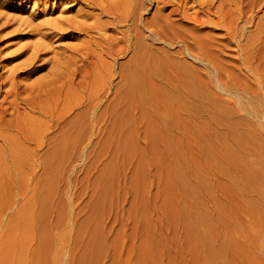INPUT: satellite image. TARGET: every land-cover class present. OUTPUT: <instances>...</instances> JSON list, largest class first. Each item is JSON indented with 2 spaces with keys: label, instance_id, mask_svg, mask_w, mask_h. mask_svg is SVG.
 Masks as SVG:
<instances>
[{
  "label": "rangeland",
  "instance_id": "374dc122",
  "mask_svg": "<svg viewBox=\"0 0 264 264\" xmlns=\"http://www.w3.org/2000/svg\"><path fill=\"white\" fill-rule=\"evenodd\" d=\"M43 1L0 0V22L2 21L0 34L4 35L0 37V74L18 61L26 60L27 54L31 52L28 46L31 47L39 41L38 31L36 30V34L33 29H37L39 22L40 25L42 21V24L44 22L47 24V21H51L58 15L56 12L49 11V8L51 6L61 7L63 3L66 7V3L68 4V1L72 0H46V3ZM261 2L258 4L259 7L256 6L252 8L251 12L246 13L248 17L252 13V17H250L252 21L246 31L249 30L247 33L253 34L255 38L253 36L252 38L246 37L241 40L244 44L240 41L239 45L242 44L240 46L244 48L243 53L240 50L241 47L231 43L227 50L218 52V54L216 48V50L213 48L215 51L212 50L214 44L210 43L207 36H203L199 40L203 41V46L213 44L212 47H208L210 50L207 48V52L209 57L212 56L210 58L214 59V62L216 60L222 65L226 60L225 62L230 66V70H228L229 66L224 62L222 68L226 70V75L230 73L227 83L229 90L232 91L231 95L221 92L219 95L222 96L221 98L225 96L224 99H234L235 106L239 107V113L232 115L231 120L233 119V121L229 119L230 121H226V123L234 124V126L231 125L232 130L233 128L239 131L249 130L248 132L251 134L241 137L242 139L239 138L238 141L226 138L228 143L232 142L234 145L231 143V146L226 145L225 147L223 146L224 143H227L225 138L223 143L222 137L220 140L219 137L218 139L215 137L218 141L222 140L220 145L215 138L209 137V133L208 136L204 134L209 132L208 130L200 128L204 122H207V117L201 116L197 122L192 120L190 121L192 123L189 121L185 123V120L177 116L174 118L175 111L163 110L164 106L161 104L155 108L151 107V109L150 107L145 110L137 109L138 121L134 123L136 125H124L118 140L117 138H115L116 140L111 139L99 131L109 130L110 123L104 115L96 122L94 116L97 111L93 108H90L91 110L89 109L88 112L85 110L87 112V114L83 113L85 116L82 114L86 119L85 125L79 120L81 117H77L78 121L83 123V126L78 125V128L81 126L83 130L80 128L76 129L79 131L73 132V127H77L75 121V126L70 128L73 133V135L69 134L70 136L68 135L69 130L60 129L61 127L56 129L57 126L50 127L52 130L44 133V127L48 124L49 118L37 114L36 123H40L35 125V119L32 121L29 116L27 123L33 122L31 131L34 130L33 132L37 136L35 139L37 153L35 151L34 154L36 157H33L31 152L29 153L32 150L30 148L35 146L34 142L26 141L25 146L22 144L24 150L21 147L23 151L21 149L19 151V154L22 152L21 156L18 155L19 161L15 162L17 163L15 167L17 172L14 171L15 168L5 167L6 164L0 161V165L3 167L0 166V173H3L0 174L2 177L0 179V264H264V218H262L264 217V200H262L264 199L262 197L264 195V183H262L264 182V152H262L264 151L262 149L264 148L262 145L264 144V123H262L264 122L262 121L264 120V111H260L264 110V104H262L264 103V84H262L264 76L260 79L261 82H257L253 74H249L245 70L238 71L236 68L238 65L237 56H241L247 51V46L245 48L244 45L248 44L247 42H254V39L259 36L264 37V19H262L264 18V1ZM71 3H73V8L70 6L69 14L74 13L77 7H85L83 4H74L75 0ZM152 7L142 17L150 16ZM190 10L192 11V9ZM167 11L168 8L165 12ZM3 15L4 18H2ZM11 18L15 20L12 21ZM175 18L178 21V16ZM104 19L106 18L102 17V20ZM30 24H34L32 30H30L32 27ZM45 25L40 27L44 30ZM208 28L205 27L207 32L210 31L218 35L220 32V35L223 33L221 28L217 30ZM203 29L201 28L202 33L206 31ZM258 31L260 35H258ZM80 37L64 39L60 41L62 44L50 37H47L46 41L51 40V45L53 43L51 47L56 49L58 46L75 44L82 39ZM248 38H250L249 41ZM216 40L219 41L218 38ZM172 44L174 45L171 47L164 46V49L170 50L168 52V55H172V58L168 56L170 61L179 58L177 61L181 60L191 66H197L194 64L198 62L192 58L175 54L177 52L175 49L182 47L178 46L180 43L172 42ZM24 49H28L27 53L23 51ZM21 51L25 53L14 60L11 59ZM14 53L15 55H13ZM173 54H175L174 57ZM46 55L49 56L51 53L47 52ZM127 55L119 57L118 62L125 63ZM261 55L264 56V54ZM254 59L258 58H253V67L256 64ZM4 64L6 68L3 69ZM35 65H37V61H35ZM49 66L51 64L31 75L27 81H34L36 78L44 76ZM198 67L202 68V64L198 63ZM165 70H167L166 66ZM227 71H229L228 74ZM236 71L238 72L236 73ZM19 76L25 77L26 75L23 73ZM240 76H244V79ZM115 80L118 81V78ZM252 90L253 92L250 93ZM254 94L257 98L252 97ZM248 95L251 96V99ZM159 108L163 110L162 113ZM81 109L82 107H76L71 115L73 116L75 111H81ZM7 113H10L9 109ZM257 113L260 114V117H256ZM160 114L166 115L165 118L168 119H163ZM7 116L9 117L8 114L5 117L7 118ZM141 117L144 119L142 120ZM251 121L254 123H250ZM107 130L106 132H108ZM201 131L204 133L202 134ZM74 133H78L79 136ZM235 142L240 145L236 148L237 151ZM217 144L219 148L216 147ZM220 146L223 148L221 149ZM215 148L219 151H215ZM215 152L218 154L216 155ZM244 152L245 156H243ZM225 154L228 159L224 156ZM34 161L37 162L35 167L32 165ZM6 168L10 171L5 170ZM243 169H245L244 172ZM4 170L8 171V175L4 173ZM31 172L32 174H30ZM251 179H255L254 182ZM252 202L253 205L250 204ZM193 219L195 220L192 221Z\"/></svg>",
  "mask_w": 264,
  "mask_h": 264
},
{
  "label": "bare ground",
  "instance_id": "6f19581e",
  "mask_svg": "<svg viewBox=\"0 0 264 264\" xmlns=\"http://www.w3.org/2000/svg\"><path fill=\"white\" fill-rule=\"evenodd\" d=\"M59 1H61V0H59ZM261 1H264V0H247V1L246 0H75L74 4H83L85 7H81V8L77 7L76 11L72 14H69V13H70V9H71L70 6L73 5V3H71V2H74V0L68 1L69 3L68 4L66 3V7H64L65 6L64 3H63V5L61 4L62 5L61 7L60 6H56V7L51 6V8H49L50 9L49 11L56 12L58 15H56L54 18H52L51 21H47V24H46V22H44V24H42L43 23V21H42L41 25H40V22H39L38 27L35 25L37 27V29H33V27H34L33 25L35 23L33 25L30 24L32 26L30 28V30L33 29L35 31L34 33H36V30L38 31L37 33L39 34L38 35L39 41L36 42L37 44L34 43L31 47L28 46V49L31 50V52L29 51L30 54H27V56L29 55V57L27 58V56H26V58H25L26 60H24V62L18 61L16 64H13L11 67H9L7 70H5L4 73L0 74V161H3L1 163L6 164L7 166L5 165V167H10V168L12 167L14 169L16 167V164H17L15 162L19 161L18 155H20L22 153V152H20V154H19V151H20L21 147L25 144L26 141L34 142V144H35V146L33 148H30L32 150L29 151V153L31 152V154H33V155L35 154V151L37 153V143L35 140V139H37L36 138L37 136H36V133L33 132L34 130L31 131V129H33L32 128L33 122L27 123V121H28L27 118L30 116L29 118H31L32 121L35 119V122H34L35 125L39 124L40 122L36 123L37 114L39 116L49 118L48 124L46 125V127H44L45 128L44 129L45 132L43 131L44 133L48 132L51 129L50 127L53 126L55 128V126H57L58 128H56V129H59L61 127L60 129L69 130L68 132H70V133L66 132V133H68V135L69 134L73 135L72 131H70V128H72L73 126L76 125L77 126L76 128L73 127V132L79 131L76 129L82 128L81 126H83L82 124L86 120L82 116V114L83 113L85 114L86 111L88 112V110L90 108H93L94 110L97 111V114L94 116L95 117L94 119L96 122H97V119L99 120L104 115L107 117V119L109 120V123H110L109 130L105 129V132H104V130L102 129L99 131H102L104 133L103 135H106L107 137H111V139L114 138V140H116L115 138H117V140H118V138L121 135V128L123 129L124 125L133 126L134 123L136 121H138L137 120L138 117L136 116V115H138L136 112L137 109L145 110L148 107H150V109H151V107L155 108L161 104V106L162 105L164 106L163 107L164 109L159 106L160 108H162L163 110L175 111L176 115L174 118L178 117L182 120H185V123L187 121H189V123H192V122H190L192 120H196V122H197L201 116L207 117V119H208L207 122L206 123L204 122L203 126H201L200 128L203 127L204 130L206 129V131L208 130L209 132H207V133L203 132V133L206 134L207 136L210 134L209 137L210 136H212L213 138L217 137V139L219 137V140L223 138L222 139L223 143H224V138H225V141L228 138H230L231 141H235V140L238 141L239 138L242 139L241 137H246V135L251 134V132L250 133L248 132L249 130L248 131L243 130V129H242V131L241 130L239 131L238 129L234 130L236 128H233V130H232L231 125L234 126V124L231 122L226 123V121L231 120L232 115L239 113V107L235 106V101H233L234 99L228 100L225 98L226 99L225 100L224 99L225 96L223 98H221L222 96H220L221 95L220 92L222 94L225 93L227 95L228 94L231 95L230 93L232 92L231 89L229 90V84L227 83V81L230 79V77H229L230 73H229V75H226V70L222 68L223 63L226 60L223 61L222 65H221V63L216 62V60L214 62V59L210 58L212 56L209 57L207 50L208 49L210 50V48H208V47H210L211 45L214 44L213 47L211 46L212 50H213V48L214 49L216 48L218 50L216 52L221 53V52H223V50H227L229 48V46H231L230 45L231 43H235L239 47H241L240 50L242 52V50H244V48H243V46H240L242 44L239 45L240 41L244 40L246 37L252 38V36H253V34L249 35V33H247V32H249V30L246 31V28L251 24L252 20H250L251 19L250 17H252V15H251L252 13L249 15V17L246 16V13L251 12L252 8H254L256 6L259 7L258 4L259 3L261 4L262 3ZM40 2H41V0H40ZM43 2L46 3V0H44ZM151 5H153L154 7H152ZM150 7L153 8L151 15L148 17H145V16L142 17V15L147 13V11L149 10ZM72 8H73V6H72ZM167 8H168V11L165 12V10ZM190 9H192V11ZM43 10L47 11L45 8ZM45 11H44V14H45ZM41 13H43V12H41ZM41 13H40V15H41ZM51 13H49V14H51ZM173 15L178 16V19H177L178 21H176V18H175L176 16L174 17ZM4 17L5 16L3 15L2 18H4ZM102 17H105L106 19L102 20ZM172 17H174V18H172ZM30 18H29V20H30ZM48 18H50V17H48ZM7 19H8V17H7ZM262 19H264V18H262ZM13 20H15V19H12V21ZM44 20H45V18H44ZM254 23H256V22H254ZM24 24H25V22H24ZM259 24H260V22H259ZM44 25H45V28L43 30L41 27L42 26L44 27ZM205 27H209L208 29H211V30H214V29L217 30V29L221 28L223 30V33H222V35H220L221 32L219 33V35L216 33L217 34L216 35L215 33H211L210 31L207 32V29H205ZM259 27H260V25H259ZM2 28H3V25H2ZM201 28H204L206 31H203L204 33H202ZM24 29H26V28H24ZM13 31L14 30H12L11 32H13ZM16 31H18V30H16ZM256 33H257V30H256ZM256 33H254V34H256ZM3 34H5V33H3ZM8 34H10V33H8ZM258 35H260L259 31H258ZM2 36H4V35H2ZM2 36L0 34V37H2ZM80 36H83V37H80ZM203 36H207V38H209L210 43H213V44H211L209 46H207V45L203 46V44H202L203 41L202 42L199 41V40H201V38ZM47 37H50V39L53 38L52 40H54L56 42L63 41L64 39H67V38H73V39L76 38L77 39V37L78 38L80 37L82 39H80L77 43L75 42V44L58 46V47L55 46L56 47V49H55L54 47H51L53 45V43L51 45V40L46 41ZM253 37L255 38V36H253ZM216 38H218L219 41L216 40ZM250 38H248L247 40L249 41ZM254 40H253L254 42H247L248 44L244 45V47L247 46L246 53L244 52V54H242V55L240 54L241 56H239V55L237 56V54H236L237 60H238V65H236V68L238 71L245 70L246 72H249V74H253V76L255 77L254 78L255 81L261 82L262 80L260 81V79L262 78V76H264V56L261 55V54H264V37L259 36ZM204 41H206V40L204 39ZM172 42H177L178 44L180 43L178 46H182L181 48L177 47V49H175V51L177 50V52H175V54L176 53L179 55L181 54L185 58L186 57L192 58L193 60H195V62L197 61L198 63H201L202 68L201 67L197 68L198 63L194 64V65H197L194 67L188 63H184V61H181V60L177 61V59L179 60V58H177V59L175 58L176 60L172 59V61H170L171 59L170 60L168 59V56H169V58L172 56V55L170 56V54L168 55V52L170 50L167 51L166 49H164V46L169 45L171 47L174 45V44H172ZM241 42H243V41H241ZM256 43H257V45H256ZM243 44H244V42H243ZM28 49H24L23 51H26ZM168 49H170V48H168ZM215 50H213V51H215ZM254 50H256V51H254ZM47 52L51 53V55H49V56L46 55L47 56L46 57L45 54ZM24 53L25 52H22V51L18 52L16 55L14 53L13 55H15V56H13V57L11 56L12 57L11 59L14 60V59L20 57L21 55H23ZM26 53H27V51H26ZM124 54H128L126 62L125 63L118 62V58L123 56ZM175 54H173V57ZM218 54H217V56H219ZM42 55H44V56H42ZM211 55H213V54H211ZM0 56H1V54H0ZM177 57H178V55H177ZM180 58L182 59V57H180ZM253 58H258L256 60L254 59L256 62L255 67H253L254 64L252 65ZM223 59H225V58H223ZM183 60H185V59H183ZM217 60H219V59H217ZM35 61H37V65H35ZM220 62H222V61H220ZM48 64H51V66H49L47 68L46 74H44V76L42 75V77L40 76L39 78H36V80H34V81H27L29 79V77H31V75H33L34 73L45 68L46 65H48ZM229 64H230V62H229ZM236 64H237V62H236ZM232 65L234 66V64H232ZM1 66H2V64H1ZM3 66H4L3 69L6 68L5 64ZM165 66L167 67V70H165ZM226 68H227V66H226ZM234 69H235V67H234ZM228 70H230V66H229ZM238 71H236V73ZM228 72L229 71H227V74H228ZM23 73H25V75H26L25 77L24 76L21 77L22 75L19 76L20 74H23ZM241 73H240V75H241ZM241 77L242 76H240V78ZM117 78H118V81L115 80ZM242 78L244 79V76ZM245 80H246V78H245ZM231 81H233V80H231ZM243 82H245V81H243ZM262 84H264V83H262ZM252 92H253V90L250 93H252ZM236 95H238V94L236 93ZM248 96H250V95H248ZM229 97H231V96H229ZM241 97H243V96H241ZM252 97L257 98L255 94ZM88 99H90V100H88ZM249 99H251V96L249 97ZM247 100H248V98H247ZM89 103H90V105H89ZM248 103L251 106H253L250 102H248ZM225 104H227L226 105L227 107L225 106ZM262 104H264V103H262ZM241 106H242V104H241ZM76 107H80V108L82 107V109H81V111H79V110L75 111V114L72 116L71 113H73V109H76ZM259 108H261V107H259ZM8 109L10 110V113H7ZM162 109H160L161 113L163 112ZM253 110L255 111V109H253ZM149 111H151V110H149ZM244 111H246V110H244ZM260 111H264V110H260ZM87 112H86V114H87ZM31 113H33V114H31ZM6 114H8L9 117L7 116V118H6L5 117ZM77 114H80L81 116L80 115L78 116ZM160 115H162V114H160ZM139 116H140V114H139ZM142 116H143V114H142ZM162 116H163V119L166 117V115H162ZM251 116H252V113H251ZM77 117H81V119H79V118L78 119L81 120L83 123L81 121H78ZM82 117H83V119H82ZM256 117H260V114L257 113ZM261 117H262V115H261ZM141 118H142V120L144 119L143 117H141ZM160 118H161V116H160ZM42 119L44 120V118H42ZM165 119H168V118H165ZM260 120H261V118H260ZM75 121H76V123H79V124H76ZM105 121H107V120L105 119ZM231 121H233V119ZM262 121H264V120H262ZM80 122H81V124H80ZM252 122L253 121H251L250 123H252ZM74 123H75V125H74ZM85 123H84V125H85ZM262 123H264V122H262ZM42 124L44 125V123H42ZM236 124H237V122H236ZM78 125H81V126L78 128ZM33 126H34V124H33ZM219 127H221V128H219ZM253 127H255V126H253ZM35 128H37V127H35ZM128 128H130V127H128ZM255 128H257V127H255ZM191 129H193V128H191ZM82 130H83V128H82ZM106 130L108 132H106ZM252 130H250V131H252ZM35 131H36V129H35ZM125 132H128V131H125ZM164 132H166V131H164ZM197 133H199V132H197ZM201 133H202V131H201ZM74 134H76V133H74ZM81 134H82V131H81ZM254 134H255V130H254ZM48 135H50V134H48ZM124 135H125V133L122 134L123 137H124ZM77 136H79V135H77ZM55 137H57V136H55ZM209 137H207V138H209ZM193 138H194V136H193ZM49 139H51V138L49 137ZM230 139H228V140H230ZM232 139H234V140H232ZM228 140H227V143H224L225 145H223V146L226 147V145H228V146H231L232 144L234 145V143H232V142H231L232 144L228 143L229 142ZM54 141H55V139H54ZM196 141H197V139H196ZM221 141H218L219 142L218 144L221 145V143H220ZM235 143L237 144V142H235ZM218 144L216 146L217 148H219ZM258 144H260V143H258ZM241 145H243V144H241ZM262 145H264V144H262ZM211 146H212V144H211ZM228 146H227V148L230 149V147H228ZM203 147H204V144H203ZM220 147H221V149L223 148L222 146H220ZM232 147H234V146H232ZM237 147H240V145L237 144L235 149ZM217 148H215V151L217 150ZM22 149H23V147H22ZM235 149H234V151H235ZM262 149H264V148H262ZM212 150L214 151V149H212ZM223 150L225 151V148ZM240 150H241V148H240ZM25 151H26V149H25ZM203 151H204V149H203ZM217 151H219V150H217ZM236 151H237V149H236ZM221 152H220V155H221ZM262 152H264V151H262ZM227 153H229V152L227 151ZM234 153H232V154H234ZM208 154H209V152H208ZM217 154L218 153H216V155ZM226 154L224 156H226ZM24 155H25V153H24ZM227 156L230 157L229 154H227ZM227 156H226V158H227ZM243 156H245V152H244ZM33 157H36V156L34 155ZM28 158H29V155H28ZM244 158H243V160H245ZM35 161H34V164H32L33 166L35 164H37V162H35ZM224 161H225V159H224ZM4 162H6V163H4ZM8 162H9V164H7ZM20 162H21V160H20ZM21 163H23V161ZM172 163H174V162H172ZM242 163H243V161H242ZM47 165H48V163H47ZM0 166L2 167V165H0ZM17 166H19V165H17ZM28 166H29V164H28ZM221 166H222V164H221ZM19 167H21V166H19ZM29 167H31V166H29ZM34 167L33 168L31 167V168L34 169ZM31 168H29V169H31ZM7 169L8 168H6L5 170H7ZM36 169H37V167H36ZM5 170H4V173H6V175H8L7 174L8 171L6 172ZM8 170L10 171V169H8ZM15 170H17V169L15 168L14 171ZM244 170L245 169H243V172H244ZM30 171L34 172L33 170H30ZM15 172H17V171H15ZM32 172L30 174H32ZM11 174H12V172H11ZM1 175H0V177H1ZM176 175H177V173H176ZM201 175H204V174H201ZM219 175H221V174H219ZM0 179H2V177ZM33 179L36 180L34 178V176H33ZM192 179H194V178H192ZM251 180H253V179H251ZM254 180H253V182H254ZM253 182H251V184H253ZM201 183L203 184V182H201ZM262 183H264V182H262ZM193 184H195V183H193ZM185 188H187V187H185ZM241 189H243V188H241ZM34 190H35V188H34ZM34 190H33V194H34ZM189 194H190V192H189ZM192 196H196V195H192ZM187 197H188V195H187ZM262 197H264V195H262ZM262 200H264V199H262ZM197 201H198V199H197ZM214 201H216V200H214ZM186 203L188 204V202H186ZM191 204H193V203H191ZM250 204L253 205V202ZM188 205H190V204H188ZM195 218H196V216H195ZM262 218H264V217H262ZM19 219L21 221V218H19ZM29 219H30V217H29ZM194 220L195 219H193L192 221H194ZM16 227H17V225H16ZM188 231H190V230H188ZM195 237H197V236H195ZM10 238H11V236H10ZM23 238H24V236H23ZM23 238H21V239H23ZM197 238H199V237H197ZM197 242H198V240H197ZM205 243H206V241H205ZM11 245H12V243H11ZM198 245H199V243H198ZM17 247H18V245H17ZM11 250H13V249H11ZM209 251H210V249H209ZM208 258H210V257H208Z\"/></svg>",
  "mask_w": 264,
  "mask_h": 264
}]
</instances>
